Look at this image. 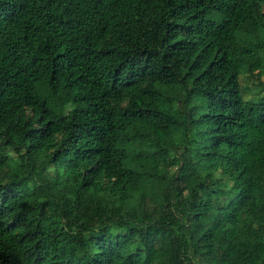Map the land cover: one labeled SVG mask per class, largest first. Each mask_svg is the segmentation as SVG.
I'll list each match as a JSON object with an SVG mask.
<instances>
[{"label":"trees","instance_id":"16d2710c","mask_svg":"<svg viewBox=\"0 0 264 264\" xmlns=\"http://www.w3.org/2000/svg\"><path fill=\"white\" fill-rule=\"evenodd\" d=\"M0 264H264V0H0Z\"/></svg>","mask_w":264,"mask_h":264}]
</instances>
